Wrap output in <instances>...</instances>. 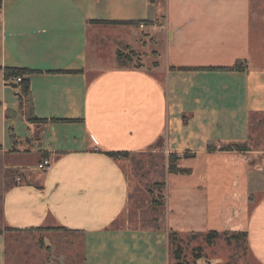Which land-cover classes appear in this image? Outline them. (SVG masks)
<instances>
[{
    "label": "crops",
    "instance_id": "crops-1",
    "mask_svg": "<svg viewBox=\"0 0 264 264\" xmlns=\"http://www.w3.org/2000/svg\"><path fill=\"white\" fill-rule=\"evenodd\" d=\"M5 68L37 70L45 122L26 120ZM258 115L264 0H0V264L12 235L40 227L62 228L42 233L59 264H169V230L245 232V264H264ZM234 143L247 149L220 150ZM123 151L175 153L189 170L166 173L159 226L116 224L131 186L107 153Z\"/></svg>",
    "mask_w": 264,
    "mask_h": 264
},
{
    "label": "rangeland",
    "instance_id": "rangeland-1",
    "mask_svg": "<svg viewBox=\"0 0 264 264\" xmlns=\"http://www.w3.org/2000/svg\"><path fill=\"white\" fill-rule=\"evenodd\" d=\"M264 116L258 115L252 118L250 136L247 144L251 147L264 146V131L257 128L256 124L264 122ZM262 127V126H259ZM167 157L159 153H138L124 157L123 169L129 179L132 200L124 218L116 224H122L129 217L131 225L159 226L163 219V205H153L151 194L154 198L163 202ZM54 227H43L41 230L18 231L11 236L7 243V264H59L57 258L59 251L46 247L43 241V231L57 230ZM40 231V232H39ZM225 234L207 244L199 236L193 233L180 234V244L183 247V257L192 262L198 252L195 248L200 247L201 257L196 260L198 264H245L248 263L245 239L240 231H224ZM13 233V232H12ZM237 233V234H236ZM14 234V233H13ZM233 234H236L235 237ZM52 246H60L61 242H52ZM76 244V248L79 249ZM13 252V253H12ZM80 258L72 264H80ZM217 262V263H216Z\"/></svg>",
    "mask_w": 264,
    "mask_h": 264
},
{
    "label": "trees",
    "instance_id": "trees-1",
    "mask_svg": "<svg viewBox=\"0 0 264 264\" xmlns=\"http://www.w3.org/2000/svg\"><path fill=\"white\" fill-rule=\"evenodd\" d=\"M95 23H101V24H115V23H129V21H113V20H96ZM241 61H236L235 64L231 67H213V68H207L210 70H243L244 65ZM37 70H31L28 68H5V80L11 77H21L20 82L18 83L19 86V92L18 97L20 100V106L23 109L24 116L27 121L29 122H45V119H41L37 117L34 113L33 109V101H32V95L29 89V80L27 78V74L36 72ZM56 71H63V72H73L78 70H56ZM209 149H214V147H210ZM247 146L245 144H229V145H222L220 147V150H246ZM108 155L112 157H128L130 155L128 152H108ZM186 156V154H183ZM178 159V155L175 153L168 154L167 161H166V170L170 173H187L189 172L188 169L179 168L176 165V161ZM164 186V182L161 184V188ZM151 203L155 206L157 205H163V202H159L156 198H154L151 194ZM43 227L35 228V229H29V231L33 230H41ZM62 229V228H58ZM194 235L199 236L203 239V241L207 244H211L215 239L221 237L225 234V232H218L215 230H210L208 232L202 233V232H192ZM180 234L177 231L169 230L168 231V252H169V264H198L196 263V260L201 257V254H199L200 247H196L195 249L198 251L195 254V260L192 262H189L188 260H185L183 257V247L180 244ZM237 234V233H236ZM236 234H233L234 237ZM240 235L246 238L245 232H240ZM246 242V239H245ZM246 245V243H245Z\"/></svg>",
    "mask_w": 264,
    "mask_h": 264
},
{
    "label": "built area",
    "instance_id": "built-area-1",
    "mask_svg": "<svg viewBox=\"0 0 264 264\" xmlns=\"http://www.w3.org/2000/svg\"><path fill=\"white\" fill-rule=\"evenodd\" d=\"M141 27L143 26V24H139ZM21 80V77H11V78H8L5 80V83L7 85H11V86H14L16 87V85H18V83L20 82ZM19 91V90H18ZM49 165H50V162L48 159H44L42 160L41 162H39L37 164V168L39 170H42V171H45L49 168Z\"/></svg>",
    "mask_w": 264,
    "mask_h": 264
}]
</instances>
